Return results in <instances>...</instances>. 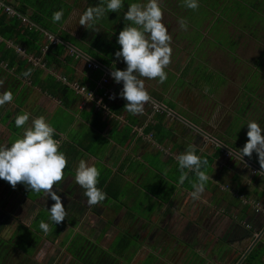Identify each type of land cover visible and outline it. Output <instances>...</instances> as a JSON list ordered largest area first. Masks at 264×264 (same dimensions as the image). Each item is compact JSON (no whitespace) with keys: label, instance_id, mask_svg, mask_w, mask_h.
Segmentation results:
<instances>
[{"label":"crops","instance_id":"obj_1","mask_svg":"<svg viewBox=\"0 0 264 264\" xmlns=\"http://www.w3.org/2000/svg\"><path fill=\"white\" fill-rule=\"evenodd\" d=\"M9 1L16 4L14 3V0ZM0 2L2 4H0V8L2 6L11 7L5 4L4 0H0ZM75 8L73 10H75ZM72 12L62 28L78 38L81 35L78 36L76 33L72 32L71 29H69ZM85 28L86 26L84 25H78V29L81 30V34ZM1 40L2 38L0 37V41ZM9 47H12L14 52H16L22 59L26 60V63L23 64V66L27 67L29 65L33 68V70L29 73V75L25 76L24 73L27 72L25 67L22 68L20 67L21 65H14V67L9 70L6 62L0 60V93L10 91L13 95V100L8 103V107L0 105V118H2L0 119V144L10 143L13 139H15V136H12V133L14 132H17L16 137H19L22 134L23 129H17L15 127L14 120L16 116L18 114L27 113L26 110L29 109V107H32L33 105L36 106L38 104L41 108L40 110L45 113L35 111V118L39 116L47 117V121L55 129V139L59 143V150L65 154L67 159V165L64 169V179L58 182L57 185H53L52 190L57 191V193L61 196V201L66 211L65 219L69 222L67 224L69 228H83L84 225L89 224L91 226L90 228L96 231L97 227L95 221H97L98 226H101L102 229L99 231V234L94 237V239H99L101 241L104 237L105 230L107 229L106 231H108L110 226L115 227V225L118 226L127 224L130 226H138V222L143 221L145 224L139 225L140 227H152L153 231H156L155 229L159 227L165 231L166 234H169L166 231L172 233L174 227H184L188 221L192 220V218L195 219V225L198 222L201 223L203 219H206L209 216V211L215 207L217 210L219 208L221 210L225 208L231 216L230 218L228 215L227 218L232 220V222H228L226 220L227 222L224 224V229L227 233H229V235L227 241L225 243L222 242V244H227V242H230L231 240L234 244L244 243L246 239H252L251 235L254 237V234L258 233L256 225L260 222V217L257 216L255 209L253 208L254 210H252V208H248L243 210V208H245L244 202L248 196L252 197L250 198L251 200L259 202L264 209V179L262 176L255 175L254 171L252 172L253 175L250 174L251 178H247L243 176V173L239 170V168L231 174V172H225L224 168L220 170L217 169L216 171L214 167V172L211 174L214 177L212 176L211 178V175L209 176L212 183H210V185L208 184V187L212 188L209 189L206 186L204 193L199 197V199H193L190 194L193 190V182L189 181L187 188L184 187L183 181V186H181L180 189H169L166 187V178H168L170 174L177 175L176 168L173 169L171 167L172 165L170 164V159H173V161L177 163L176 157L183 153L189 146H194L196 149H199L200 152L203 150L204 153L207 151L211 153L215 151V146L220 147V144L215 142L213 139L208 138L207 135L201 136L200 138L197 137V140L192 142V140H189L193 138L191 135L192 131L190 132V130L186 134L179 136L178 140L174 139L172 141H164L162 143L159 142L154 138L152 132V134L145 133L144 129L148 123H152L154 121L153 117L155 112H153L150 108L151 101L144 105V110L146 111L145 113L135 115L143 121L141 126L134 125L132 129L133 132L138 131V135L132 139L125 140V135L118 133L119 129H117L116 133L112 132L111 123L104 126L102 122L105 121L106 118H109L105 116V113L101 112L102 122L95 120L96 118H94V116L96 114L93 102H91L92 100L82 103L83 98L80 95L81 99L79 102L72 103V107L63 105L61 102V94L56 88L57 85L55 86L52 85V83H49L51 80L49 75L54 77L53 72L58 71V73L61 72L60 74L65 76L71 75L68 73L69 71L65 68V66L58 68L53 67L51 69L35 67L26 57H23L22 54L17 52L18 47L25 50V45H15L13 41H8L6 48ZM27 54L33 55V53ZM74 57L76 58V55H74ZM83 61L84 60L78 61L77 64L74 63V65H69L70 67L74 66L75 68L74 80H79L82 76H87L90 73L89 70H86L87 64ZM116 64H118V62H116ZM103 69L105 74L102 78L105 75H110V72L112 71L111 68ZM44 70H48L50 73L46 76H36L38 72H40L39 74H42V71ZM100 80L97 82V86L95 88L89 89V91H93V95L95 96L97 93L96 89L99 88L98 85ZM110 86L114 88V90L118 89L117 83L111 84L110 82ZM147 87L150 86H146V88ZM23 91L27 92L24 97H21L20 93H23ZM148 93L150 100L159 103L161 107L166 109V106L155 98L154 93L157 92L154 91V88ZM163 93L164 92H162V94ZM166 95L167 94H165V96ZM116 101L121 103L122 99L117 97ZM115 118L118 119V128H120L122 124L127 123L126 111H122L121 114L116 115ZM32 119L34 118L30 117L24 127L29 126ZM140 129H142V131H140ZM196 132L197 130H194L193 134L196 135ZM216 140L219 141L217 138ZM122 141L123 143H121ZM175 143L180 146L176 147ZM225 155L226 154L223 152L219 158L226 160L227 157ZM99 157L102 163H100ZM80 159H85L89 164H94L95 166L97 164H101L103 166L100 170L97 187L100 185L101 190L103 187L105 188L103 192L106 193V196H109L108 199H105L93 206L87 205L85 198L82 195L83 189L76 185L73 180L75 169L78 166ZM234 160H237L239 163H244V161L239 158H235ZM97 161L98 163L96 164ZM122 162L128 163L127 171L124 170V164ZM157 163L159 165H164L163 171H160L157 168ZM141 164H143L144 167L146 166V169H150L144 175L143 186L136 179L138 168ZM153 171L157 172L162 179L155 180L150 178L149 174H152ZM231 171H233V167H231ZM228 178L231 180L230 182L232 185L235 183V188H230L229 186V190L226 192L225 181L228 180ZM153 181L155 183L151 189L144 186L145 182L152 184ZM136 186L143 188H137ZM241 187H246L244 191L245 195L241 191ZM152 189H154L153 193L150 192ZM253 190L260 191L262 196L261 194L254 193ZM250 193L253 194L249 195ZM145 194L155 198L156 201L159 202L160 207L158 214L154 213L152 218L150 217L148 220L131 218L132 216L129 215L130 210L127 206L135 203H143V197ZM121 195L128 198L126 201L128 204L127 206L118 210L107 206V204L112 200L115 203L119 202L115 198H118ZM136 195L137 199L134 198ZM240 198H242L243 203L239 202L238 206H236L237 201L241 200ZM53 203L54 201L51 200L46 193L31 192V190L28 189L22 182H18L15 188H13L7 181L0 180V228L7 225L11 221L12 217H15L16 212L17 217L22 216L21 213L19 214L21 211H27V214L22 217L30 215L31 220L28 225L20 222L18 223V226H30L35 220L37 213L41 210L48 211ZM238 214H242L243 216L245 215V219L242 221L238 220ZM18 220L20 219L18 218ZM91 221H94L95 223L94 228ZM110 221H113L114 223L110 224ZM177 222L179 223L178 225ZM241 222L243 224H241ZM242 225L247 229V226H250L253 232L251 233L252 230L249 231L250 228L247 231ZM186 227L189 226L186 225ZM91 229H88V231ZM177 229H175V231ZM163 234L164 233H162V235ZM135 235L139 236L138 232ZM159 236L160 235H157V239ZM215 236L216 234L214 237ZM255 239L256 238L252 240V244L255 242ZM260 239L264 241V232L258 240ZM211 241V239H208L207 243ZM215 243H217V241ZM226 246L227 248L229 247L228 245ZM205 248H208V246H205ZM213 248L216 247H210L211 250Z\"/></svg>","mask_w":264,"mask_h":264},{"label":"trees","instance_id":"obj_2","mask_svg":"<svg viewBox=\"0 0 264 264\" xmlns=\"http://www.w3.org/2000/svg\"><path fill=\"white\" fill-rule=\"evenodd\" d=\"M78 1L79 0H73L71 3L68 0H14V3L16 4H13L9 0H4L5 4L14 9V13L10 15L5 6L0 8V37L2 38L0 41V60L7 62L9 67H13L17 62L21 65L20 67H25L23 64L26 63V60L16 54L12 47L6 48L7 42L13 41L15 45H25L27 53H33L35 56H43L46 68L48 69L65 66V68L69 71L68 73L71 74L67 75L69 80L75 79V68L74 66L70 67L69 65H74V63L77 64L78 61L84 60L83 62L87 64L86 70H89L90 73L87 76H82V78L78 81L82 85L87 86L88 89H93L97 86V82L105 74L103 68H111L113 70L114 65L115 68L121 70L125 69L126 65L119 66L116 64L117 57L115 56V53L120 48V45L117 43V36L127 23L123 19V12L127 10V5L131 2H141L142 0H124V7L120 12L106 13L105 16L102 17L94 26L91 28L86 27L81 36L77 38L62 28V26L68 19L73 7L77 5ZM175 1L176 4L173 9L176 12V20L179 21L180 18L178 16L186 13V8L183 6V0ZM100 4L101 0H87V2L85 1L82 11L84 12L88 7ZM161 6L162 11L167 12L169 10L168 0H162ZM199 6L204 7L206 13L210 12V14L214 15L213 20L216 21V25L218 24L216 26V34L219 37L217 42H215V45H208L203 51L202 49L197 48L191 57V59L194 58L196 64L200 61V56L202 57V60H204L210 54L209 51L214 48H220L224 52L226 51L230 57L238 61V59H240L237 56L239 40L238 36L235 35V32L237 31L240 32V36L244 33V36L254 37L256 40L260 39L261 36L264 35V0H199ZM60 9H63L64 13L62 20L61 22L53 23L51 19L52 14ZM233 9L238 12L237 15L232 16L230 19L227 18L224 14L227 11L231 12ZM24 18L27 20L23 23L22 20ZM227 19L229 21H227ZM221 23L222 27L220 26ZM231 28H233V30H231ZM47 33L53 34L59 38L60 41L55 45H49L47 37L46 39L41 40L39 35L43 37V35L47 36ZM210 37L212 36L209 35L207 39L211 40L212 38ZM210 43L213 42L210 41ZM46 45H49V49L47 52L42 54L44 51L43 48ZM69 48L75 49L76 52L79 53L78 58H75L74 55L67 52ZM85 56L97 61L99 66L96 69H90L88 67V63L90 61L86 59ZM261 57L258 56L256 59L257 64L262 63L263 60ZM25 68L28 73L33 70V68L29 65ZM195 68H197L196 65ZM195 70L199 69L197 68ZM213 72L221 76L223 81H226V77H224L221 73L215 70ZM263 72L264 71L261 69H254L247 74L243 85L244 93L239 100L240 102L238 108H236L232 115V120L229 121L223 131H215L213 134L215 138L221 141L223 146H215V151L211 153L209 151L205 153L200 152V150L197 149V154L200 155L202 159L207 161L206 165L202 168L206 175L210 176L214 172L213 163L221 156V154H223V152L229 153L230 159H232L235 157L234 154L231 153L232 150L238 153L239 149L243 147L247 140L246 132L248 129L246 123L248 121L255 120L262 127H264V104L261 102L264 100V93L260 92V89L264 86V82L261 81V78L264 76ZM108 76L110 75L108 74ZM49 77L51 78L49 83H52V85L55 86L57 85L56 88L61 94V102L64 106L72 107V103L79 102L81 97L73 89L56 80L55 76L52 77L49 75ZM211 77L212 76L209 75V79ZM179 79H182V77H179ZM114 83V80L111 78V84ZM179 83L180 82L177 84ZM121 88L122 83L118 84V89H115L118 98L120 97L119 92ZM98 92L102 93V90H98ZM163 94L166 93L164 92ZM154 96L158 101H160L156 95ZM120 99H122L121 103L116 100L110 102L109 109L111 113L118 115L121 114L122 111H125L124 105L126 104V101L121 97ZM166 107V109L160 108V110L157 111L153 117L154 121L152 123H148V125L144 128L145 133L152 132L154 138L161 143L164 141H172L177 138V136H181L186 134L189 130H193L190 127L186 128L183 126L179 132L181 135H178V129H176V125L174 123L179 121L175 120V122L173 121L169 124V119H173V117L168 111L171 107ZM181 110L182 108H178L176 111L179 112L180 115L182 112L185 113V115L183 114V117L188 119L195 126L200 128L202 127L201 116L194 114L190 115L185 110ZM95 114V120L102 122V113L95 110ZM126 118L127 123L122 124L120 128H118L119 121L115 117L106 118V120L102 123L104 126L111 123L112 132L116 133L117 129H119L118 133L124 134L125 140H128L138 135V133L133 132L132 129L134 125L141 126L143 121L127 111ZM196 136L200 135L197 133ZM121 143H123V141ZM176 143V147H179L180 145ZM245 158L255 164L261 171H264V169L260 168L257 154L255 152H253L251 157L245 156ZM260 170L256 171L255 175H259L264 178V175L261 174ZM176 174L178 175L180 181L181 176L184 175L183 185L188 186L189 181L193 183L196 182L195 174L188 170H180L178 168V164L176 167ZM210 183H212V181L209 179L206 186L208 187V184ZM245 189L246 187H241V191L243 193ZM253 192L261 194L262 196V193L258 190H253ZM252 194L250 193L249 195ZM248 197L244 202L245 208H243V210L248 209L250 205L253 207V202H255L250 199L252 197ZM238 204L239 202L237 201L236 206H238ZM256 214L260 217V222L257 221L258 224L256 225V230L259 233L264 228V212L262 210L260 212H256ZM42 221L48 223L49 225L47 233H44L39 228ZM68 223L69 222L64 219L59 224L55 225L50 221L48 211L41 210L37 213L35 220L30 226H18L11 238L16 240L15 248L19 247V250H22V248L18 246L20 243L27 246V249L22 251L25 252L24 256L30 259L32 256L30 254L39 248L41 240L46 239L48 242L50 241L55 243L60 238L61 233L64 230H67L68 233H65L59 242V245L64 248L59 264L64 262L65 259H68L67 264H139L138 261V263L134 261L139 248H133V250L129 249V251H126V253L123 254V252H125V244L128 243L127 239L129 235H131L130 233H123V235L118 238L120 241L117 246L118 250H114L109 249V247H104L99 239H92L91 236L85 234L82 230H76V227L69 228L67 226ZM251 230L252 229L249 231ZM252 232L253 230L251 233ZM251 237L253 238L252 235ZM129 243L131 244V242ZM13 248L14 244L0 238V264H5L7 260H9L10 256L13 255V252L10 251ZM48 256L47 260H51L52 255L49 254ZM149 256V258H144L141 262L143 261V264H162L160 262V257H157L154 253L151 252ZM236 261H241V264H264V241L262 239L258 240L249 251L240 255Z\"/></svg>","mask_w":264,"mask_h":264},{"label":"rangeland","instance_id":"obj_3","mask_svg":"<svg viewBox=\"0 0 264 264\" xmlns=\"http://www.w3.org/2000/svg\"><path fill=\"white\" fill-rule=\"evenodd\" d=\"M68 1L71 3L73 2V0ZM85 1L87 2V0H79L77 5L73 7V9L75 7L76 8L75 10H73L71 14L72 18L69 22V29H71V31L76 33V35L78 36L81 35V30L78 29V25L79 17L83 12L82 8L85 5ZM141 2H143V0ZM168 3L169 10L167 12H163L162 15V22L164 23L168 30V33L172 37V54L170 58V64L165 69V71L167 72V79L163 83H159L158 81H156V79L148 80L145 78V87L150 86L146 89L148 92H151V90L154 88L155 82L158 83L157 93H154V95H156V97L161 102H163L165 106H169L168 108L171 107L170 109H168V111L170 113L171 110L172 114H170L172 115L173 119H169V124L170 122H175V120L179 121L174 123L176 125V129H178V135H181V133L179 132L182 129L181 127H183L184 125L187 128L190 127L191 129H193L190 130V132L192 131L191 135L193 136V138L189 139L192 140V142H194V140H197V137L200 138L201 136L205 135H207L208 138L212 139L214 138L213 134L215 133V131H223L228 125L229 121L232 120V115L235 112L236 108H238L240 102L239 100L242 97V94L244 93L243 85L244 79H246L247 74H249L254 69H261L264 71V35L261 36L260 39L256 40L254 37L244 36V33L240 36V32L237 31L235 32V35L238 36L239 40L237 56L240 59H238V61L230 57L226 51L224 52L220 48H214L209 51L210 54L207 58H205L204 56V60H202V57L200 56V61H198L196 64L194 58L191 59V57L195 53L197 48H200L203 51L208 45H215V42H217V39L219 37L216 34V26L218 24L216 25V21L213 20L214 15L210 14V12L206 13L205 8L201 6H199L196 10L188 9L185 7L186 13H183L178 16L180 19H184L187 23V28L182 29L180 28L179 21L176 20V12L173 9L174 5L176 4V1L168 0ZM7 8H9V10ZM6 9L8 10L10 15L14 13V9H12L11 7L6 6ZM237 13L238 12L233 9L231 12L227 11L224 15L230 19L232 16L237 15ZM26 20L23 19V23ZM227 21L229 20L227 19ZM220 26L222 27V23ZM231 30H233V28H231ZM208 34L212 36L210 37L212 38L211 40L207 39V37L209 36ZM39 36L41 40L46 39L47 37L45 35H43V37L41 35ZM210 41L213 43H210ZM67 52L71 54V48H69ZM44 53L45 52L43 51L42 54ZM258 56H263L261 57L263 61L260 64H257L256 61ZM116 62H118L119 66L125 65L122 58H117ZM6 64L8 66L7 62ZM16 65L18 66L19 63L17 62ZM195 65L199 70H195L197 69L195 68ZM35 67L40 68L39 65ZM8 69L10 70L12 69V67H9ZM211 70H215L221 73L224 77H226V81H223V78L221 76L215 74ZM39 73L40 72H38L36 76H46L48 73H50V71L44 70L42 71V74ZM209 75L212 76L210 79ZM179 77H182V79H179ZM177 81L180 83L177 84ZM261 81L264 82V76L261 78ZM26 92L27 91H23V93L21 92V97H24ZM162 92H165L167 95L165 96V94H162ZM260 92L264 93V86L260 89ZM174 100H176L179 105L176 104ZM261 102H263L264 104V100H262ZM8 105V103L4 104V106L7 107ZM178 107L183 108L182 110H185L190 115L194 114L201 116L202 127H192V125L189 124L191 122L185 117H183V114L185 115V113L182 112L181 115L179 114V112H177L178 114L175 113L174 111L178 110ZM40 109L41 108L38 104L36 106L33 105L32 107H29V109L26 110V112L30 114L29 119L30 117L35 118V111L45 113ZM45 118L47 119L46 116ZM179 124H181L182 126L179 127ZM194 130H197L196 133H198L200 136H196L195 134H193ZM16 133L17 132L12 133V136H15L14 138H17ZM178 137L179 136H177V138L175 139L178 140ZM220 144L221 146H223L222 143ZM224 153L227 157L226 160L217 158V161L215 160L213 163L216 171L217 169L220 170L224 168L225 172H231L232 174L239 168V170H241V172L243 173V176L247 178H251L250 174L253 175V171L254 174L256 171H258V169L253 167L249 163L250 161L245 157L244 158L246 159V161L242 159L244 163H239L237 160H234L238 157L237 153L233 150L231 153H233L235 156L233 158L234 162L232 161V159H230V155H228L229 153ZM99 160L100 163H102L100 157ZM97 163L98 161L96 162V164ZM122 163L124 164V170L127 171L128 163ZM170 164L172 165L171 167L173 169L177 167V163H175L173 159H170ZM156 166L160 171L164 170V165H159L157 163ZM96 167L98 168L100 173V170L103 168V166L101 164H97ZM231 167H233V171H231ZM146 168L147 167H144L143 164H141V166L138 168L136 179L142 186L144 183V175L148 170H150ZM262 174H264V172ZM110 175L112 176L111 173ZM212 176L213 175H211V178ZM149 177L155 180L162 179L155 171H153L152 174H149ZM166 179V187L169 189H180V187L183 186L182 182L178 178V175L170 174L169 177ZM230 181L231 180L229 178L225 181L226 192L227 190H229V186L230 188H232L235 185V183H233L232 185ZM154 183V181L152 182V184H148L145 182L144 186L151 189ZM136 187L143 188L140 186ZM184 187L187 188V185H184ZM98 188H100V185H98ZM208 188L211 189L212 187ZM104 189L105 188L103 187L102 191ZM153 190L154 189H152L150 192L153 193ZM108 198L109 196H106L105 199ZM134 198L137 199V195ZM115 199L119 202L115 203L112 200L107 204L109 208L118 210L123 209L124 206L128 205L126 203V201L128 200L127 197L121 195ZM240 199L241 200H239L238 202L243 203L242 198ZM127 207L130 210L129 215L132 216L131 218H141V220H148L150 217L152 218V215L154 213L158 214L160 205L155 198L145 194L143 197V203H135L128 205ZM214 208L209 211V216L206 219H203L201 223L198 222L195 225L196 222L193 218L191 221H188L186 225L192 228L186 227V225L184 227L177 226L178 229L177 227H174L172 233L166 231L167 233H169L166 234L165 231H163L159 227L155 229L156 231H153L152 227L142 228L139 225L145 224V222L139 221L138 226H130L128 224L118 226L115 225V227L110 226L108 228V231H106L107 229L105 230L104 237L101 239V241H99L104 247H109V249L118 250L117 246L120 242L118 238L123 235L124 231V233H131V235H129L127 239L128 243L125 244L126 247L124 248L125 252H123V254L126 253V251H129V249L133 250V248H139L134 258V261H138L139 264H143V261L141 262V260H143L144 258H149L151 252L154 253L157 257H160V262L162 264H241L242 262H237L236 259H238L240 255L248 251V249L252 245V240L254 239V237L256 238V236L260 232L255 233L252 239H246L244 243L234 244V242H232L231 240L230 242H227V244H222V242L225 243L227 241L229 235V233H227L224 229V224L227 221L232 222V220H229L227 218L228 215L230 218L231 216L230 214H228V211L225 208L223 210H221L220 208L218 210ZM249 208H252V210H254L251 205ZM20 213L23 216L27 214V211H21L19 212V214ZM16 214L15 217H12L11 221L7 225L2 226V228H0V238L14 244V248L10 250L11 252H13V255L10 256L9 260H7L5 264H59V261L61 260L63 254L62 252L64 250V248L59 245V242L63 238L64 234L68 233L67 230H64L61 233L60 238L55 243L50 241L48 242L46 239L41 240L39 243V248H37L32 254H30L32 256L30 259H28V257L24 256L25 252L22 251L27 249V246L25 244L20 243L18 244V246H20L22 250H19V247L15 248L16 240L12 239L11 237L18 227V223L23 222L24 224L28 225L31 220V216L27 215L24 217H17ZM18 218L20 220H18ZM233 218L236 219L235 217ZM237 219L242 221L243 219H245V215L243 216L242 214H238ZM92 223L93 228L96 223V231L92 230L89 224L84 225L83 228H76V230L80 229L85 234L91 236V238L94 239V237L99 234V231L102 228L101 226H98L97 221H95V223L93 221ZM113 223V221H110V224ZM178 224L179 223L177 222V225ZM241 224L243 223L241 222ZM247 227L248 229L246 227L244 228L248 231L250 226ZM88 229L91 230L88 231ZM175 229L177 230L175 231ZM137 232L140 237L135 235L137 234ZM162 233L164 234L162 235ZM215 234L216 236L214 237ZM157 235H160L158 239ZM208 239H211L212 241L207 243ZM216 241L217 243H215ZM129 242H131V244ZM226 245H228L229 247L227 248ZM205 246H208V248H205ZM210 247L216 248H213L211 250ZM41 252L44 253L42 258H40L39 256ZM49 254L52 255L51 260H47ZM67 261L68 259H65L64 262L60 264H67Z\"/></svg>","mask_w":264,"mask_h":264},{"label":"clouds","instance_id":"obj_4","mask_svg":"<svg viewBox=\"0 0 264 264\" xmlns=\"http://www.w3.org/2000/svg\"><path fill=\"white\" fill-rule=\"evenodd\" d=\"M183 6L196 10L199 0H183ZM123 7L124 0H101L100 5L88 7L80 15L79 24L91 28L106 13L120 12ZM63 15V9L53 12L52 22H61ZM162 15L161 0L131 2L123 12V19L127 23L117 36L120 48L115 56L122 58L126 68L121 70L113 65L110 76L115 83H122L119 96L126 101L124 110L134 116L143 114L144 105L150 100L145 78L156 79L159 83L167 79L165 69L170 64L172 37L162 22ZM179 24L182 29L187 28L184 19H180ZM24 75L29 73L25 72ZM12 100L10 91L0 93V105ZM29 115L18 114L14 120L15 127L23 129L20 136L10 143L0 144V180L7 181L13 188L18 182H22L31 192L46 193L54 201L48 214L50 221L56 225L65 219L66 211L61 196L52 189L53 185L64 179L67 159L59 150L55 129L44 116L32 119L31 124L24 127ZM246 124L247 140L239 149L237 157L242 160L245 156L251 157L255 152L260 168L264 169V127L255 120ZM176 160L180 170L195 174L196 182L192 184L193 190L190 194L193 199H199L209 180V176L202 170L207 161L192 146L179 154ZM99 174L98 168L85 159H80L75 169L74 183L83 189L82 195L88 206L96 205L106 198V193L97 187ZM183 179L184 175L181 176V182ZM39 228L47 233L49 225L42 221ZM43 255L41 252L40 258Z\"/></svg>","mask_w":264,"mask_h":264},{"label":"built area","instance_id":"obj_5","mask_svg":"<svg viewBox=\"0 0 264 264\" xmlns=\"http://www.w3.org/2000/svg\"><path fill=\"white\" fill-rule=\"evenodd\" d=\"M9 10V8H7ZM26 20V18H24ZM47 38L49 40V45H55L57 44L60 39L57 38L56 36H54L53 34H49L47 33ZM49 45H46L43 50L44 52H47L49 49ZM17 52H19L20 54H22L24 57H26L32 64H34L35 66L39 65L40 68H46V63L43 59V57L41 56H35L33 55H28L24 49L18 47L17 48ZM71 55H76V58L78 57V53L74 50L71 49ZM90 62L88 63V67L90 69H96L99 65L91 60H89ZM42 65V66H41ZM55 78H57V80L61 81L63 84L68 85L71 89H73L77 94L81 95L82 99V103H86L89 100H92L91 102H93L94 108L97 111H100L102 113H105L107 117L109 118H113L116 117V115L114 113L110 112L109 109V104L110 102L114 101L117 99V94L114 90V88H112L110 86V82H111V77H109L108 75H105L99 83V88L96 89L97 93L96 96L93 95V91H89V89L85 86L82 85L78 80H69L67 76L62 75L58 72H53ZM98 90H102V93L98 92ZM151 101L150 103V108L153 112H157L160 110L161 105L159 103L154 102L153 100H149ZM146 111L144 110L143 113H145ZM140 131H142V129H140ZM138 133V131H136ZM152 134V133H151ZM150 134V135H151ZM144 136V135H141ZM253 208L255 209L256 212H260L263 209L262 205L259 202H253Z\"/></svg>","mask_w":264,"mask_h":264},{"label":"water","instance_id":"obj_6","mask_svg":"<svg viewBox=\"0 0 264 264\" xmlns=\"http://www.w3.org/2000/svg\"><path fill=\"white\" fill-rule=\"evenodd\" d=\"M87 59H89V60H91V61H93V62H95V63H97L98 65H99V63L97 62V61H95V60H93V59H91V58H89V57H87V56H85ZM187 121V120H186ZM190 125H192V127H194V128H197L194 124H191V123H189ZM215 142H217L218 144H220L218 141H216L214 138H212ZM221 145V144H220ZM243 160H245L246 161V159L243 157ZM253 167H255L256 169H258V170H260L255 164H253V163H251V162H249ZM260 172H264V171H261L260 170ZM263 232H264V228H263V230L259 233V235L256 237V239H255V242L251 245V247L248 249V251L256 244V242L258 241V239L260 238V236L263 234Z\"/></svg>","mask_w":264,"mask_h":264},{"label":"flooded vegetation","instance_id":"obj_7","mask_svg":"<svg viewBox=\"0 0 264 264\" xmlns=\"http://www.w3.org/2000/svg\"><path fill=\"white\" fill-rule=\"evenodd\" d=\"M158 83L157 82H155V85H154V91L155 92H157L156 90H157V88H158V85H157ZM175 102H176V104H178V102L176 101V100H174ZM179 105V104H178ZM178 108H180V107H178ZM181 109V108H180ZM183 109V108H182ZM175 113H177V111L175 110L174 111ZM178 114V113H177ZM214 139L216 140V138L214 137ZM217 141V140H216ZM219 142V141H218ZM219 143H221V142H219Z\"/></svg>","mask_w":264,"mask_h":264}]
</instances>
